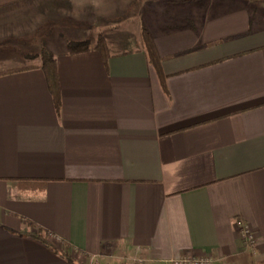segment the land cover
I'll list each match as a JSON object with an SVG mask.
<instances>
[{
  "label": "crops",
  "instance_id": "1",
  "mask_svg": "<svg viewBox=\"0 0 264 264\" xmlns=\"http://www.w3.org/2000/svg\"><path fill=\"white\" fill-rule=\"evenodd\" d=\"M200 256L264 264V0H0V264Z\"/></svg>",
  "mask_w": 264,
  "mask_h": 264
},
{
  "label": "trees",
  "instance_id": "2",
  "mask_svg": "<svg viewBox=\"0 0 264 264\" xmlns=\"http://www.w3.org/2000/svg\"><path fill=\"white\" fill-rule=\"evenodd\" d=\"M141 39H142V43L144 45V48L147 54L148 61L154 66V68L159 74L162 84L164 85L163 83L164 77L160 69L161 59L157 52V48L153 42L152 36L147 30L143 29L142 34H141ZM94 47L99 50L103 58H105L106 60L108 56L107 45H106L105 39L101 35L97 38V42ZM89 48H90V44L87 41H78V42L69 41L67 44V53L74 54L78 52H83V51L88 50ZM39 58L41 60V68L44 71L49 90L53 97L55 110L57 114L59 115L60 109H61V91L59 87V77H58V71H57V65H56L55 58L53 54L46 48H43L41 50L39 54ZM16 70H19V69L17 68ZM12 71H15V69ZM36 227L38 229V234L34 235L35 238L49 245L48 241L45 238H43V236H41V233L43 231L42 228L38 226ZM51 246L53 247V245ZM57 251L59 252L61 256L65 257L67 260L73 261L71 256H69V254L66 251L64 250H57Z\"/></svg>",
  "mask_w": 264,
  "mask_h": 264
},
{
  "label": "built area",
  "instance_id": "3",
  "mask_svg": "<svg viewBox=\"0 0 264 264\" xmlns=\"http://www.w3.org/2000/svg\"><path fill=\"white\" fill-rule=\"evenodd\" d=\"M240 235L241 238H243L244 241L249 243L252 241V236L249 234L247 228H242L240 229ZM136 264H143L144 259L141 257H137L134 260ZM211 262V259L205 256H200V257H183V258H178V259H173L169 262V264H209Z\"/></svg>",
  "mask_w": 264,
  "mask_h": 264
},
{
  "label": "rangeland",
  "instance_id": "4",
  "mask_svg": "<svg viewBox=\"0 0 264 264\" xmlns=\"http://www.w3.org/2000/svg\"><path fill=\"white\" fill-rule=\"evenodd\" d=\"M89 264H99V263H89Z\"/></svg>",
  "mask_w": 264,
  "mask_h": 264
}]
</instances>
